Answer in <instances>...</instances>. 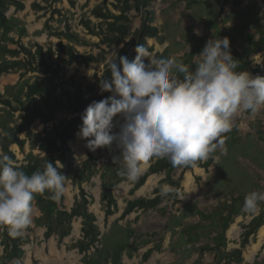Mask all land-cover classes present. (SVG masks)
I'll list each match as a JSON object with an SVG mask.
<instances>
[{
    "label": "rangeland",
    "instance_id": "obj_1",
    "mask_svg": "<svg viewBox=\"0 0 264 264\" xmlns=\"http://www.w3.org/2000/svg\"><path fill=\"white\" fill-rule=\"evenodd\" d=\"M123 1L0 0V148L6 147L21 170L33 164L43 170L46 160L59 161L69 178L60 200L48 199L47 192L41 204L34 200L33 223L20 237L24 243L19 245V238L0 228V264H83L85 258L94 264H114L116 252L117 264H264V237L260 236L264 210L243 209L246 194L264 191V105L235 115L233 129L226 134V154L218 148L208 161L171 172L178 190L175 195H160L162 186L169 185L165 172L150 174L134 190L137 181L127 182L117 175L118 165L112 163V156L118 155L115 146L97 149L93 165L76 158L92 152L78 138L80 114L73 112L71 103L77 87L82 111L93 101L113 95L101 94L97 81L123 46L108 42L114 37L108 23L121 14ZM221 4L222 0H152L147 11L154 13L152 25L158 35L147 39L146 47L157 57L175 56L194 68L207 40L227 37L240 67L245 64L241 52L264 33V2L241 0L235 6L230 0L222 9ZM96 9L104 16L97 17ZM125 15L133 33L142 14L131 10ZM194 29L202 35H195ZM263 66L264 53L252 54L247 72L264 76ZM89 69L95 76L87 75ZM91 83L99 99L88 96L86 87ZM34 84L50 90V96L28 95V87ZM35 106L41 114L33 112ZM64 131L69 134L71 162L61 151L47 154L39 149L40 141L49 138L59 147L57 135ZM110 186L116 209L105 217L102 195ZM158 195L162 202L156 207L122 217L129 201ZM78 203L86 204L95 216L100 234L95 246L83 253L74 248L82 238L81 218L71 220V231L62 240L56 235L44 238L46 227L57 225L52 219L57 211L70 212ZM42 205L51 207V218ZM261 215L262 225L248 228ZM248 230L252 234L243 243ZM18 249L21 253L15 257Z\"/></svg>",
    "mask_w": 264,
    "mask_h": 264
},
{
    "label": "clouds",
    "instance_id": "obj_2",
    "mask_svg": "<svg viewBox=\"0 0 264 264\" xmlns=\"http://www.w3.org/2000/svg\"><path fill=\"white\" fill-rule=\"evenodd\" d=\"M194 34L202 31L194 29ZM134 51L132 60L114 53L115 60L108 64L110 78L99 79L98 85L101 94L113 95L86 107L77 133L89 152L115 146L118 155L112 156V163L127 182L138 181L153 159L191 167L208 161L218 148L226 154V134L233 129L235 115L264 105V76L237 70L239 61L227 37L207 40L194 68L175 56L157 57L145 44ZM87 75L91 78L95 71L89 69ZM76 158L88 160L85 153ZM63 167L46 160L42 171L29 175L0 148V228L11 238L23 237L33 223L36 195L47 192L48 199L60 200L69 180ZM177 191L165 184L160 195ZM262 206L264 191L246 194L245 211L259 213Z\"/></svg>",
    "mask_w": 264,
    "mask_h": 264
},
{
    "label": "trees",
    "instance_id": "obj_3",
    "mask_svg": "<svg viewBox=\"0 0 264 264\" xmlns=\"http://www.w3.org/2000/svg\"><path fill=\"white\" fill-rule=\"evenodd\" d=\"M119 1V0H118ZM152 0H133V4L130 3L129 0L123 1V8H120L121 14L117 17H115V21L112 23H108V30L112 34H114V37L111 39H108V42L112 44H117L120 45L122 44V48L117 55V58L122 55H127L130 60L135 58V51L134 49L136 48L137 45L145 44L147 43V39L149 38H154L158 35V30L156 27H154L153 21H154V13L152 11H147V8L149 6V3ZM230 0H222L221 4V9L228 3ZM264 2V0H262ZM241 3V0H231V4L233 5H239ZM131 10L135 11L137 14H142L141 17V24L138 29H136L133 33H130V26H129V21L126 17L125 14H128ZM97 17H103L102 12L100 9H96L93 12ZM105 18H107L105 16ZM262 18L264 19V13L262 15ZM0 24L3 25V18L0 17ZM130 37L129 41H126V39ZM263 52L264 53V33L261 34L259 39L257 41L251 42L249 46L244 49L241 52V57L242 61H245V64L241 65L237 70H243L247 71L249 69L248 67V58L255 53ZM264 68V66H263ZM254 76H263L262 74L258 73L257 71H253V77ZM110 78V71L108 68L104 70L102 73L101 78ZM98 79V83H99ZM77 92L78 95L74 98V101L71 103L72 110L73 112L77 114L83 113L82 111V104L80 101L81 95H80V88L77 87ZM87 94L90 98L92 99H99L96 89H95V84L91 83L87 85L86 87ZM46 95L50 96L51 91L46 89L44 86H40L37 84L30 85L28 87V95ZM34 113L36 114H41V111L38 107H34ZM69 134L67 131H64L62 133H59L57 135V140L60 142V146L57 147V143L53 141L52 139H43L40 141L39 144V149L40 151L44 153H52V152H58L61 151L63 155L67 156L69 158V162L72 161V154L70 150L68 149L66 142L69 139ZM0 142H2V138L0 137ZM7 154H10L6 147L3 149ZM88 161L90 160V164L93 165L95 162V155L94 153H90L88 155ZM151 165L147 171L146 174H144L134 185V190H137L139 187H141L147 177L150 174L154 173H160V172H165L167 175L168 184L171 186H176V183L171 179L170 174L173 170L178 168L179 166H173L167 159H156L152 160ZM36 170H41L42 169L38 165H29L27 166L23 171H25L27 174H31L33 171ZM111 186L108 187L103 195H102V201L105 202L106 210H105V217H108L113 214V211L116 209V203L115 200L113 199L111 195ZM35 200H37L38 204H41L42 199L40 195L35 196ZM162 202L161 197L158 195L154 199H149V200H142V199H136L129 201L126 205V208L122 214V217L127 216L131 212L135 210H141V209H149V208H154L157 205H159ZM43 213L47 218H51L53 215H51V207L47 205H42L41 206ZM75 217L81 218L82 220V228H81V233H82V238L81 240L77 241L74 244V248L78 249L79 252L83 253L90 249L91 247H94L95 244L98 242L99 238V230L95 224L96 219L95 216L88 211L87 205L86 204H76L70 212L66 211H57V214L52 218L56 222V226L49 225L46 227V231L44 233V238L48 239L52 235L58 236L59 240H62L66 236L69 235L71 231V220ZM263 223V216H259L255 218L250 226L248 228H253V230L258 229ZM28 230V229H27ZM252 234L251 231H246L243 235V243L247 242V238ZM19 245H21L23 242V239H18ZM243 243L241 246H243ZM15 249L14 253L15 254ZM17 255L15 257H19L21 250L18 249ZM237 253H240L239 250L236 251ZM114 260V264L118 263L119 260V253L116 252L112 256ZM105 260V259H104ZM83 264H94L92 260L85 258L83 260Z\"/></svg>",
    "mask_w": 264,
    "mask_h": 264
},
{
    "label": "bare ground",
    "instance_id": "obj_4",
    "mask_svg": "<svg viewBox=\"0 0 264 264\" xmlns=\"http://www.w3.org/2000/svg\"><path fill=\"white\" fill-rule=\"evenodd\" d=\"M188 182H189V180H188ZM260 236L261 237H264V226L260 230Z\"/></svg>",
    "mask_w": 264,
    "mask_h": 264
}]
</instances>
